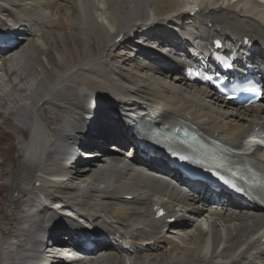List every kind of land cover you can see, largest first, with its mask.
I'll return each instance as SVG.
<instances>
[{
	"label": "bare ground",
	"instance_id": "obj_1",
	"mask_svg": "<svg viewBox=\"0 0 264 264\" xmlns=\"http://www.w3.org/2000/svg\"><path fill=\"white\" fill-rule=\"evenodd\" d=\"M195 8L197 15L190 16ZM178 23L184 36L193 37L202 48L216 38L223 40L239 65L255 64L264 74V0H0V37L6 31L17 30L19 35L16 43L0 48V110L13 114L15 126L28 127L25 136L14 126L21 154L10 178L8 201H24L26 214L14 239L0 226L4 264H46L44 248L61 221L83 230L48 206L50 200L63 202L93 227V240L87 242L94 244L91 252H57L73 257L66 264H264L263 207L245 209L209 200L163 166L139 165L124 152L112 154L108 148H114L104 146L103 138L112 133L121 143L116 146L126 140L114 111L124 106L154 111L147 117L157 123L187 122L236 149L244 147L255 126L264 127V101L234 107L212 94L205 80L208 71L202 69L200 77L187 75L182 71L186 60L176 61L180 67L173 69V59L156 43L168 42L167 29ZM145 27L156 43L141 50L133 36ZM56 34L66 39L60 41L65 51L59 43L54 48L58 65L47 56L59 38ZM67 35L83 38L82 51L75 48L77 58L73 48L68 50ZM247 37L250 44H245ZM129 46L138 51L136 57ZM121 51L128 63L125 70L113 59ZM145 54L149 57L141 61ZM102 65L113 81L99 77L100 87L88 85ZM22 78L28 80L19 89ZM60 91L73 98L57 99ZM45 105L53 109L55 127L44 117ZM92 123L101 132L110 127L91 142L102 146L94 152H103L109 160L81 164L75 148L91 133ZM128 127L124 124L123 130ZM134 157L140 160L138 154ZM252 157L264 163V152ZM158 206L177 221L156 219ZM80 243L85 242L71 245Z\"/></svg>",
	"mask_w": 264,
	"mask_h": 264
},
{
	"label": "rangeland",
	"instance_id": "obj_2",
	"mask_svg": "<svg viewBox=\"0 0 264 264\" xmlns=\"http://www.w3.org/2000/svg\"><path fill=\"white\" fill-rule=\"evenodd\" d=\"M58 36L59 35H57V34L54 35V37H58ZM72 38L73 37H70L69 35H67V39H68L67 45L69 47L68 50L71 51V48H73L74 49V56L77 58V55H76L77 52H75V48L77 47L79 50L82 51V49H83V38L82 37L81 38H75V39H72ZM61 40H66V39H63V37H61V35H60L59 38H57V41L51 43V45H52L51 49L49 48L48 52H47V56L49 57L50 61L54 64H57V65H58V62H57L58 57L54 51L57 48L58 43H59V46L61 47V43H60ZM60 51H65L63 45H62ZM117 53L119 55L116 53L113 54L114 62L116 63V65H119L123 70H125L126 68H128V66H127L128 63L125 61V59L123 57L121 59L120 56H122V51L117 52ZM65 65H66V60L64 61V64L62 66H60V68L64 69L63 66H65ZM100 68H101V66H98L96 68L98 73L100 71L99 75L96 74V75H98V77L95 75V76L91 77L90 80L86 81V83H88V85H90V83H92V84L96 83L95 86L100 87L99 84H97L98 83L97 78H99V77H102L103 79L105 78L104 80H106V78L109 77V78H107L108 81H110V82L113 81L112 76H111L108 68L104 67L103 65H102V68L101 69ZM136 71L134 70V72H136ZM125 73H127V72H125ZM128 75H131V74H128ZM135 75H139V73L135 74ZM29 76H31V75H29ZM22 79L24 81L22 80V82H21L22 84H20L18 87L19 89H20L21 85H23L28 80L26 78H22ZM12 80H15L14 76H12ZM77 83H79V82H73L74 85L75 84L77 85ZM106 89L109 90V88H106ZM23 92H24V90H21L20 92H16V95H15L16 96V98H15L16 102L19 101V98L21 97ZM55 97L57 99H60L61 97L73 98L70 94L66 93L65 91H60V93L57 94ZM44 108H45L44 117L46 116V119L51 122L50 123L51 126L55 127L56 124H54V121H52V119L50 118L51 116H53V117L55 116V114L52 112L53 109L48 107L47 105H45ZM4 110H5V108L0 110V114L2 115L0 117V119H1L0 120V226L2 225V227H3V229H5V232L7 233V235L11 239H14V237H16L20 234V228L24 225L23 223H25L23 216L26 214V212H25L26 207L24 205V201H19L17 204L8 201L9 190H10V185H11L10 184L11 183L10 178L12 177L13 171L16 169V166L19 163L21 152H19L20 151L19 145L16 144L17 143V141L15 139L16 130L14 128L15 124L12 121L13 114H10V111L5 114L6 110L5 111ZM2 117H5L6 119H4ZM3 122H4V124H3ZM8 125L10 126V128H8L9 127ZM15 127L17 128V132L24 133L25 136H28V133H27L28 127H26L24 125L23 126L17 125ZM108 151H111V150L108 149ZM59 187H60V189L63 188L60 185H59ZM60 189H59V191H60ZM59 191L56 190V193H59ZM5 215H7V217ZM4 217L7 220H5ZM9 225L13 226L10 230L7 229V227H9ZM6 258H8V257L6 256ZM2 259L3 258L1 257L0 258V264H4L5 260H2Z\"/></svg>",
	"mask_w": 264,
	"mask_h": 264
},
{
	"label": "snow or ice",
	"instance_id": "obj_3",
	"mask_svg": "<svg viewBox=\"0 0 264 264\" xmlns=\"http://www.w3.org/2000/svg\"><path fill=\"white\" fill-rule=\"evenodd\" d=\"M260 143H264V141H259Z\"/></svg>",
	"mask_w": 264,
	"mask_h": 264
}]
</instances>
